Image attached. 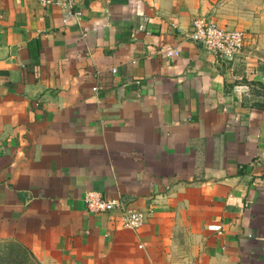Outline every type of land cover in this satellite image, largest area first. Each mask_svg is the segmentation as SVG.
<instances>
[{"label":"crops","instance_id":"0c3cea01","mask_svg":"<svg viewBox=\"0 0 264 264\" xmlns=\"http://www.w3.org/2000/svg\"><path fill=\"white\" fill-rule=\"evenodd\" d=\"M73 1L78 24L0 0V242L39 264H264V22L224 60L187 36L201 0Z\"/></svg>","mask_w":264,"mask_h":264},{"label":"built area","instance_id":"2783aa9c","mask_svg":"<svg viewBox=\"0 0 264 264\" xmlns=\"http://www.w3.org/2000/svg\"><path fill=\"white\" fill-rule=\"evenodd\" d=\"M39 4L53 5L64 11L62 23L73 22L78 24L81 21V12L75 7L73 0H37ZM188 38L201 45L207 52L218 58L232 60L240 55L245 38V31L240 28H227L202 16L194 17L187 32ZM167 56H176L177 51L169 49ZM82 201L85 209L90 213L110 211L116 206L120 207L121 222L125 228L137 229L145 221V214L136 209L124 208L114 199H106L98 192L87 190L83 193ZM207 228L218 232L220 225L209 224Z\"/></svg>","mask_w":264,"mask_h":264},{"label":"rangeland","instance_id":"374dc122","mask_svg":"<svg viewBox=\"0 0 264 264\" xmlns=\"http://www.w3.org/2000/svg\"><path fill=\"white\" fill-rule=\"evenodd\" d=\"M204 18L218 25L246 29L254 21L264 22V0H201Z\"/></svg>","mask_w":264,"mask_h":264},{"label":"trees","instance_id":"16d2710c","mask_svg":"<svg viewBox=\"0 0 264 264\" xmlns=\"http://www.w3.org/2000/svg\"><path fill=\"white\" fill-rule=\"evenodd\" d=\"M0 264H39L31 253L15 242H0Z\"/></svg>","mask_w":264,"mask_h":264}]
</instances>
